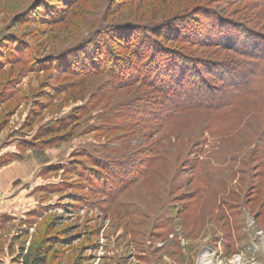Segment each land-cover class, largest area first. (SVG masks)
Wrapping results in <instances>:
<instances>
[{"label": "rangeland", "instance_id": "1", "mask_svg": "<svg viewBox=\"0 0 264 264\" xmlns=\"http://www.w3.org/2000/svg\"><path fill=\"white\" fill-rule=\"evenodd\" d=\"M74 1L0 0V264L48 246L47 264H264L249 227L264 229V161L253 156L264 100L188 111L155 131L146 111L122 108L146 89H115L93 64L106 22L159 21L199 1ZM137 118L147 125L135 133L120 126Z\"/></svg>", "mask_w": 264, "mask_h": 264}, {"label": "trees", "instance_id": "2", "mask_svg": "<svg viewBox=\"0 0 264 264\" xmlns=\"http://www.w3.org/2000/svg\"><path fill=\"white\" fill-rule=\"evenodd\" d=\"M51 1L54 0H42V3L50 6ZM58 1L64 4L69 0ZM124 1L144 3L147 0ZM194 1L199 3L190 9H178L177 14L159 21L106 22L103 28L104 38L109 42L106 49H102L101 59L93 62L95 68L98 67L96 74L113 79L114 85L109 83L115 89L132 85L145 88V92L134 96L131 102L134 105L126 103L122 108L138 110L137 116L142 110L146 111L152 117L150 122H157L153 126L155 131L162 130L171 119L188 111L230 113L241 100H264V0ZM113 10L109 11V17L117 15ZM197 15L203 17L205 23ZM186 46L197 49L202 58L196 52H186ZM144 125L147 122L137 118L134 126L127 121L120 126L135 133L137 127ZM228 128L232 130L235 126L228 125ZM51 131L49 127L46 129V132ZM245 133L242 132V136H246ZM261 135L253 156L264 161V133ZM225 158L231 163L241 161L232 155ZM145 167L142 166V171ZM124 171L125 168H110L109 174L120 181ZM110 177L105 175L100 181L110 184ZM202 177L205 181L209 177L213 179L209 171ZM223 178L230 179V176L224 174ZM250 244L249 241L247 245ZM177 245L181 244L177 241L172 244ZM221 246L223 256L235 255L230 247ZM50 248L44 247L25 256L24 264H47Z\"/></svg>", "mask_w": 264, "mask_h": 264}, {"label": "built area", "instance_id": "3", "mask_svg": "<svg viewBox=\"0 0 264 264\" xmlns=\"http://www.w3.org/2000/svg\"><path fill=\"white\" fill-rule=\"evenodd\" d=\"M257 225V223L256 222H254L253 220H252V223H250V225H249V227L251 228V230H253L254 231V234H255V232H256V235H255V239L256 240H258V241H260V242H262V243H264V229H261L258 225ZM252 244L253 243H251L250 245L252 246ZM249 245V246H250ZM250 246V247H251ZM218 255H220V257H221V254H218ZM223 263V262H222Z\"/></svg>", "mask_w": 264, "mask_h": 264}]
</instances>
